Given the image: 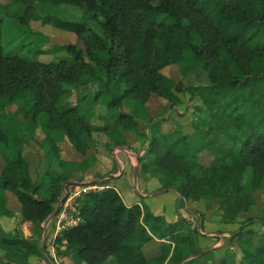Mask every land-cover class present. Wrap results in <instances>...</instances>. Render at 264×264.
Wrapping results in <instances>:
<instances>
[{
	"label": "trees",
	"instance_id": "1",
	"mask_svg": "<svg viewBox=\"0 0 264 264\" xmlns=\"http://www.w3.org/2000/svg\"><path fill=\"white\" fill-rule=\"evenodd\" d=\"M18 3L24 12L12 16L9 7ZM60 4L81 6L87 15L68 20ZM30 5L42 23L74 33L82 45H50L49 53L64 55L48 62L4 52L6 30L19 38V49L38 35L42 43L33 53L48 52V36L28 24L35 18ZM0 11V204L11 191L34 233L52 215L67 178L53 171L47 179L46 171L33 182L23 145L40 128L48 156L64 138L82 152L90 129L82 106L93 114L91 105L102 96L108 108L140 106L152 95L174 106L181 102L178 94L187 93L196 101L193 130L153 133L137 157L138 173L155 176L160 189L182 202L212 201L226 224L255 205L257 191H264V0H7ZM7 18L14 21L9 25ZM173 64L184 79L174 82L161 72ZM189 73H203L206 82L186 84ZM92 86V98L82 95ZM113 126L109 143L125 142V130L138 132L130 113L119 112ZM203 151L211 155L207 164ZM95 184L102 188L76 199L77 224L55 237L63 246L57 254L69 264H214L208 262L213 251L199 249L197 228L187 219L168 222L145 205H126L107 181ZM254 220L246 219L224 242L236 240L239 258L226 249L219 264H264V234L243 229ZM154 240H161L158 251L147 256L144 245ZM0 248L23 258L44 254L19 235L1 233ZM0 264L23 262L10 255L0 256Z\"/></svg>",
	"mask_w": 264,
	"mask_h": 264
},
{
	"label": "rangeland",
	"instance_id": "2",
	"mask_svg": "<svg viewBox=\"0 0 264 264\" xmlns=\"http://www.w3.org/2000/svg\"><path fill=\"white\" fill-rule=\"evenodd\" d=\"M6 1L7 0H0L3 4ZM23 8L24 6L18 3L10 6L8 11H10V14L13 16L16 15L17 12L23 13ZM58 8L61 15L68 20L81 21L84 20L87 15L86 10L81 6L60 4L58 5ZM29 12L35 16V18L28 20L29 26L33 30L40 31L42 34L48 36L49 42H46L43 47L46 51H48L50 45H82L81 41H79L74 33L59 30L49 24L42 23L38 18L41 13L38 14L37 10L34 9L32 5L29 6ZM7 20H9V25L14 21L13 18H7ZM25 36L27 37V34H25ZM34 41L36 44H29L30 46L26 45L24 47H20L19 49V45L21 44L19 38L16 37L13 30H6L5 38L3 39V49L6 53L11 50H15L20 56L26 57L27 59H37L43 62L52 61L55 60L57 56L64 55V53H61L55 56L54 53H49V51L44 54L36 55L33 51L34 49L40 47L42 41L38 35L35 36ZM161 72L174 82L184 79L180 72V68L174 64L164 67ZM184 81L186 84L204 83L206 82V77L203 73L199 75L189 73ZM93 89V86L84 88L82 90V95H85L86 98L89 95V98H92L94 93ZM178 96L180 97L181 102L176 103L174 106L169 105L166 99L152 95L147 102L140 104V106L138 104L133 106L128 102H124L123 104L121 103V106H115L112 108H108L106 105L107 96H102L91 105L90 109H92L93 114H90V110L86 111L88 107L83 105L81 110L82 120L87 122L90 129L88 134H85L86 137H84V140L87 143L82 152L75 150L70 142L64 138L61 141H56V153L48 156V153L46 152L48 144L46 142H41L43 133L40 128H37L34 138L29 139L28 142L23 145V156L28 163L32 181H38L39 176H43L46 171H49V173L46 172L45 174L47 179L51 176V173L55 171L59 174H64L67 178L66 181H72L78 185L95 184L96 182L93 180L97 178L100 180L103 179L107 181L110 186H115L121 194L123 202L130 204L136 197L139 198L137 189L133 187L134 183H136L137 186L139 185L138 190L139 188L141 190L145 189V186L141 185L142 183L140 180L143 174L141 173V175H139L138 168H136L138 166V160H136V158L138 155L142 154L143 149L146 147L152 134L159 131H170L175 129L182 132H190L193 130L191 122L194 117L193 108L196 106V101L191 100L187 93H179ZM69 101L74 102V97L71 96ZM119 112L130 113L133 115L134 125L136 122V126L134 127L138 132L135 134L125 130L123 132L125 142L122 143L117 140L113 143H109L107 132L110 131V128L115 129L113 122ZM106 125H108L109 128L104 132L97 131L95 129L97 126ZM112 133L113 132H111V134ZM115 138L118 139L117 135H115ZM114 153L117 154L118 157L121 156L120 154H123L124 158L127 155L133 160L132 162H134L135 165H131L132 168L128 169L123 178L118 181H115V179H111L110 177H106L109 172H117V161L113 157ZM200 156L203 164H207L211 159V155L207 151L201 152ZM106 165H109L110 167H106ZM2 166L3 162L0 156V169ZM135 169H137L136 174L134 173ZM146 174L147 179L155 178V176L148 173ZM133 178L135 180H133ZM65 182L61 186L60 199L54 205V208L59 204V201L63 198L65 191L67 190V185L69 183L65 184ZM158 183L159 182L157 180H150L147 188L150 189L153 186L156 188V186L159 185ZM151 194L154 195L155 193L152 192ZM3 195L5 197V202L3 205L0 204V234L19 235L23 238L29 239L30 241H35L38 246H42L44 254L41 256L29 255L26 258H23L19 255L9 254L8 251L0 248V256L7 257L11 255L12 258L23 262V264H69L70 261L68 257L63 258L57 254V248L63 249V246H58L55 242V237L59 231L62 230V223H64L61 222L60 228H57L56 222L58 211L55 215H51L41 224L40 233L37 234L34 233V224L32 222L23 221L21 219L20 204L15 195L9 190H5ZM41 196L42 193L36 194V197ZM148 202L150 203V206L153 207L152 210L154 211H159L160 209L165 208L168 214L175 208L176 203V209L181 208L186 211L187 214H191L186 217L178 216L174 221L185 218L189 221L192 227L194 226L197 228V245L202 251H213L214 249L210 247L215 242H219L223 245L222 240H220V234H218L221 230L216 229L215 226L212 225L214 223L217 224L215 216L218 213L217 205L212 201H191L186 202L185 204V202L180 200L175 201L173 199V193L172 195L163 193L152 197L148 200ZM205 215H207L206 224H204ZM249 217H253L255 220L253 223L245 225L243 228L244 231L250 229L257 234H264V224L260 223V219H264V191H257L255 205L249 212L242 213L239 217H237V219L233 222L237 225L229 229L228 231L230 232L227 235L223 234V237H231L238 227H240V225ZM204 231H211V233L204 235L202 233ZM234 241L224 247H226L227 250L229 249L234 252L236 259H238L240 256V247L237 242L235 244ZM160 243L161 240H154L146 243L144 245L146 255H155L158 251ZM223 255L224 253L220 256L219 254L212 252V257L208 259V262L211 263L214 261V264H219L218 261Z\"/></svg>",
	"mask_w": 264,
	"mask_h": 264
},
{
	"label": "crops",
	"instance_id": "3",
	"mask_svg": "<svg viewBox=\"0 0 264 264\" xmlns=\"http://www.w3.org/2000/svg\"><path fill=\"white\" fill-rule=\"evenodd\" d=\"M121 156L120 157H118V155L117 154H115L114 153V155H113V157L116 159V161H117V172L116 173H108V175L106 176V177H110L111 179H115V181L117 180H121L122 178H123V176L127 173V171H128V169H130V168H132V166L131 165H134V162H132L133 160L132 159H130V157H128L127 155L125 156V158H124V155L123 154H120ZM136 160H137V158H136ZM106 161L108 162V160L106 159ZM135 166V165H134ZM106 167H110L109 165H106ZM136 168H138V166L136 167ZM135 173V172H134ZM143 175H142V177H141V185H143V186H145V189L144 190H141L140 188H139V190H138V187H139V185L137 186L136 185V183H134V185H133V187L134 188H136L137 189V192H138V195H139V198H135V200H133L130 204H126L125 202V204L126 205H132V204H135V203H137V204H139V205H145V206H147V208H148V210L152 213V214H154V215H159V216H162V217H164L165 218V220L166 221H174V220H176L177 219V217L179 216V217H186L187 215H191V214H187V212L186 211H184L183 209H181V208H178V209H176V203H175V208L174 209H172L168 214H167V212H166V209L165 208H163V209H160L159 211H154V210H152V206H150V203L148 202V200L149 199H151L152 197H154V196H157V195H161V194H163V193H166V194H169V195H172V193H173V199L175 200V201H178V200H180V197L178 196V194L177 193H175V192H173V191H167V190H162V189H160V184L159 185H157L156 186V188H155V186H153L152 188H147V185H148V182L150 181V180H157V178L155 177V178H151V179H147L146 178V175L147 174H144V173H142ZM135 175V174H134ZM139 175H141L140 173H139ZM137 179V178H136ZM100 179H95V180H93V181H95V182H97V181H99ZM133 180H135L134 178H133ZM115 181H113V182H115ZM158 181V180H157ZM115 187V186H114ZM116 189V188H115ZM154 189V190H153ZM117 190V189H116ZM118 191V190H117ZM155 193L154 195L153 194H151V193ZM119 193V192H118ZM119 195L121 196V194L119 193ZM121 198H122V196H121ZM181 201V200H180ZM191 202V201H190ZM185 204H186V202H185ZM189 208V207H188ZM186 210H187V206H186ZM161 211V212H160ZM203 217V216H202ZM215 219L217 220V224H212L213 226H215V228L216 229H218V230H221V231H219V233L218 234H220V240H222V242H223V245L221 244V243H219V242H215L210 248H212V249H214L213 250V252L215 253V254H219L220 256L225 252V249H226V247H224V242H225V240H227L228 239V236H226V237H223V234H228L230 231H228L229 229H231V228H233V226H235V225H237V224H235V223H223V222H221V220H220V216H219V214L217 213V215L215 216ZM207 223V215H205L204 216V224H206ZM25 224V223H24ZM206 227H208V226H206ZM235 228V227H234ZM204 235H208V234H210L211 233V231H204V232H202ZM222 246H223V248H222Z\"/></svg>",
	"mask_w": 264,
	"mask_h": 264
},
{
	"label": "built area",
	"instance_id": "4",
	"mask_svg": "<svg viewBox=\"0 0 264 264\" xmlns=\"http://www.w3.org/2000/svg\"><path fill=\"white\" fill-rule=\"evenodd\" d=\"M101 186L96 184H89V185H78L77 183H69L67 185V190L63 198L61 199L62 202L59 206L58 214H57V228H60L61 222L62 228H67L73 225H76L78 222V217L75 216L77 213L76 211V199L83 193L89 190H96L100 189ZM55 218V217H54Z\"/></svg>",
	"mask_w": 264,
	"mask_h": 264
},
{
	"label": "water",
	"instance_id": "5",
	"mask_svg": "<svg viewBox=\"0 0 264 264\" xmlns=\"http://www.w3.org/2000/svg\"><path fill=\"white\" fill-rule=\"evenodd\" d=\"M136 171H137V169H135V174H136ZM68 183H73V182H72V181H66V182H65V184H68ZM61 202H62V200H60V201H59V204L54 208V210H53V212H52V215H55V214H56V212H57L58 209H59V206H60ZM203 252H204V251H203Z\"/></svg>",
	"mask_w": 264,
	"mask_h": 264
}]
</instances>
